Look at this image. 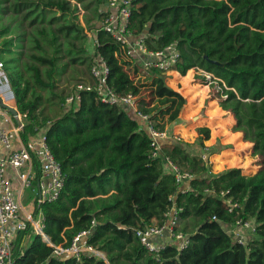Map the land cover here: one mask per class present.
I'll list each match as a JSON object with an SVG mask.
<instances>
[{"label": "trees", "instance_id": "trees-1", "mask_svg": "<svg viewBox=\"0 0 264 264\" xmlns=\"http://www.w3.org/2000/svg\"><path fill=\"white\" fill-rule=\"evenodd\" d=\"M47 5L66 11L65 2ZM98 16L102 19L101 10ZM128 30L144 34L151 51L177 41L181 60L176 71L185 76L190 70L186 79L191 69L212 75L211 80L196 79L210 83L211 98L234 119L231 130L253 144L259 170L251 176L237 168L213 174L203 159L212 154L203 146L210 138L206 127L196 130L195 143L207 151L170 137L159 157L152 158L151 136L139 118L128 107L101 103L93 92L80 93L79 103L70 107H64L69 94L56 95L62 113L50 120L40 110V96L6 60L15 105L27 116L23 137L48 125L46 143L64 176L58 200L40 206L47 241L26 225L15 243V264H264V0H135ZM96 41V53L109 70L106 84L115 95L136 96L138 111L149 116L156 131L177 120L186 100L166 86L165 76L153 71L145 83L134 80L113 38L98 30ZM38 61L49 71L44 81L34 68V86L52 90L57 57ZM134 70L139 72L137 66ZM165 158L193 176L184 183L187 189L164 172ZM223 164L216 159L217 167ZM228 201L238 206L230 213ZM173 204L181 210L178 229L189 235V244L182 251L165 246L156 258L140 244L136 231L161 224ZM236 219L255 227L243 244L229 232ZM83 231H89L85 243L102 257L52 256L48 244L68 246Z\"/></svg>", "mask_w": 264, "mask_h": 264}, {"label": "built area", "instance_id": "built-area-1", "mask_svg": "<svg viewBox=\"0 0 264 264\" xmlns=\"http://www.w3.org/2000/svg\"><path fill=\"white\" fill-rule=\"evenodd\" d=\"M134 1L108 0L98 30L109 34L118 44L125 58L130 62L140 64L144 74L156 71L167 75L176 69L181 60L177 43H171L159 51L147 50L144 39L141 36L135 37L128 30ZM94 43L97 44L96 39ZM108 73L105 62L95 53L89 72L90 82L77 83L65 98L64 107L76 106L80 101V93L93 92L103 104L122 105L136 109L137 97L131 94L118 97L107 86ZM205 76L207 80L211 79L208 74ZM0 99L3 102L14 103L15 101L1 59ZM11 109L14 112L12 118L16 120L17 125L12 130L0 126V264H15L13 259L15 243L17 236L26 225L30 226L32 234L40 236L44 241L47 240L43 232L44 219L40 206L58 200L64 186L61 167L46 143L45 132L48 125L35 130L24 144L21 135L28 124L27 116L19 111L15 103ZM136 114L147 125L153 149L151 157L156 158L159 155L161 142L168 140L170 136L165 131H156L148 115L138 111ZM165 162V168L179 184L192 179V176L180 172L170 161L165 160ZM26 192L31 201L30 207L23 205ZM223 195L221 193V196ZM227 206L229 213L238 207L237 204L229 201ZM177 215L178 210L172 206L165 213V221L162 224L136 231L140 244L156 258L165 246L174 245L178 251H182L189 244V236L176 231ZM254 229L251 221L236 219L234 225L229 228V232L239 243L243 244L246 242V234L252 233ZM88 234L89 231L79 233L68 246L48 244L52 248V256L56 258L69 256L76 260H80L85 255L102 257L99 251L81 241Z\"/></svg>", "mask_w": 264, "mask_h": 264}, {"label": "rangeland", "instance_id": "rangeland-1", "mask_svg": "<svg viewBox=\"0 0 264 264\" xmlns=\"http://www.w3.org/2000/svg\"><path fill=\"white\" fill-rule=\"evenodd\" d=\"M64 2L66 3L64 13L47 5L48 3L64 4ZM100 10L105 11L104 5L98 0H0V48L4 50L1 53V60L3 63L10 60L12 62L10 66L21 72L34 92L40 96V110L50 120H54L62 113L61 102L56 95L61 94L65 98L77 83L90 82L88 67L90 61L88 60H92L95 46L92 37L88 35L94 34L98 22L101 21L98 16ZM5 43H7L6 47ZM52 56L57 57L53 89L35 88L34 68L39 69L44 81H47L46 74L49 71L47 66L39 64L38 58ZM122 61L127 69L132 68L127 59L123 58ZM197 76L199 75L194 76L195 83L200 85L202 82L196 79ZM139 81L145 83L144 80ZM165 82L166 86L173 87L168 80ZM10 103L12 102L7 101L5 105L10 108ZM193 105L195 104L186 105L185 108H193ZM207 106L206 102L202 107L203 111L199 113V118L206 117V114L209 115ZM7 113L12 115L10 112ZM205 123L211 129L216 125L213 118ZM190 144H193L198 152L207 151L199 147L195 141ZM212 145L210 148L212 154H206V157L210 164V171L216 174L218 168L216 165L214 167L211 162H216L219 158L217 155L229 147L222 143L221 138L215 139ZM203 146L205 147L204 143ZM209 156L211 161H209ZM23 205L31 206L27 192L23 197Z\"/></svg>", "mask_w": 264, "mask_h": 264}, {"label": "crops", "instance_id": "crops-1", "mask_svg": "<svg viewBox=\"0 0 264 264\" xmlns=\"http://www.w3.org/2000/svg\"><path fill=\"white\" fill-rule=\"evenodd\" d=\"M105 6H106V3L104 4V9H105ZM102 14H103V11H102ZM98 29H99V22L95 28L94 34L92 36L88 35L89 37H92L93 42H95L96 32ZM134 36L135 37L141 36L144 39V34L143 35L142 34L134 35ZM174 42L177 43V48H178V42L173 41L172 43H174ZM94 46L96 48L97 44L94 43ZM146 48H147V46H146ZM119 49H120V47H119ZM147 50H149V49L147 48ZM149 51H151V50H149ZM178 51H179V48H178ZM95 53H96V49L94 50V54ZM179 53H180V51H179ZM119 54H120L119 60H121V62H123L122 59L123 58L126 59V58H125L124 54L122 53L121 49H120ZM92 61H93V58H92ZM128 62L132 65V68H130L131 69V75H132V78L136 81L144 80V82H146L147 81L146 78L149 76V74L151 72H153V71H151L149 74H144L142 71V68L140 67L141 66L140 64L133 63L130 61H128ZM134 66L138 67L139 72L134 73V71H135ZM132 70H133V72H132ZM197 71H199V73H197ZM187 73L185 76H181L175 69L173 72H171L167 75H163V76H165V80H168L170 85H173L174 88L171 86V89L173 91L179 93L186 100V104L184 105L183 110L181 111L177 120L170 123V124H166L165 129L163 131H165L170 137L172 136L171 138L173 140H177L176 138H178V140L183 139V141L186 143H193L197 138L196 130L198 128L206 127L210 131V138L207 141L203 142L205 144V148L206 147H207V149L211 148L213 146L212 144H213L214 140L217 138H221L222 143L229 147L227 150L222 151L221 153H219V155H217V157H220L222 160H225V164L221 165L220 167L216 166V168H218L216 173H219L220 171H223L225 169L237 168V169L241 170L243 175H246V176L254 175L259 170V166L257 165L258 157H256V156L253 157L251 155L253 144L249 143V142H244L243 138H242V134L240 132H233L231 130L233 125H234V119L230 113L223 111L219 107L217 100L212 99L211 97L209 98V92H210L209 84L210 83H208V84L202 83L200 85L195 83V79H194L195 74L205 76V75H207V73H205L199 69H193L191 71V77L186 79ZM208 75L210 76V78H212V75H210V74H208ZM89 79H90V77H89ZM184 79H186V80H184ZM172 83H174V84H172ZM180 89H182V90H180ZM206 102L208 104L207 111L209 112V115L206 114V117L199 118V113L203 111L202 107L204 106V104ZM3 103L5 104V102H3ZM14 103L13 102L10 103V108H11V106H13ZM189 104H195V105L192 106L193 108H185V106L186 105L188 106ZM120 106H122V105H120ZM124 107H128V106H124ZM129 110H130V112L132 111L136 115L137 118H139L138 115L136 114V112L138 111V103H137L136 109L135 108H129ZM7 112L8 111H6V110L4 111V110L0 109V113H1V115H0V126L3 127L4 129L12 130V128H14L17 125V123H16V120L14 118H12V115L8 114ZM222 117L223 118L225 117V118L223 119ZM148 118H149V116H148ZM210 118H213V121L216 124L215 127L212 129L209 126H207L205 123V122H208ZM13 119H14V121H13ZM138 121L142 125H144V127L148 131L146 123L141 118H139ZM184 135L186 137H183ZM23 136H24V133L21 135V139H22L23 143L26 144L28 141V138L30 136L29 135H25V137H23ZM174 137H176V138H174ZM166 141L167 140L162 141L160 145L164 144ZM208 141H209V143H208ZM203 157H205V158H203L204 160H207L206 155H203ZM208 158H209V161H211L210 156ZM165 160L170 161L167 158L164 159V162H163L164 163V172L166 174L172 175L165 168V163H166ZM211 163L215 167L216 162H211ZM177 168L179 169V167H177ZM180 172L187 173V172H183L181 170H180ZM187 174H189V173H187ZM189 175L192 176L191 174H189ZM192 178H193V176H192ZM185 182L186 181L181 182V184H180L181 190L187 189V187H184ZM172 206H174L176 208V206L174 204ZM176 209L178 210V214H179L181 210L179 208H176ZM164 221H165V216H164L163 222ZM152 225H160V224L155 222L149 226H152ZM146 227H148V226H146ZM146 227H144V228H146ZM144 228L137 229V231L143 230ZM178 228H179V221H178V215H177L176 231L184 234L183 232L179 231ZM249 234L250 233L246 234V240L248 238L252 237V234H250V235ZM185 235H188V234H185ZM81 241H83V243H85L84 238H82ZM27 244H28V242L25 243V245H27Z\"/></svg>", "mask_w": 264, "mask_h": 264}, {"label": "water", "instance_id": "water-1", "mask_svg": "<svg viewBox=\"0 0 264 264\" xmlns=\"http://www.w3.org/2000/svg\"><path fill=\"white\" fill-rule=\"evenodd\" d=\"M204 59H205L207 62H209V63H213V64H215V65H221V66H222V64H219V63L214 62V61H210L206 56H204ZM0 108L6 109V110H7L8 112H10L11 114H14V112L12 111V109H11V108H8V107L3 103L2 100H0Z\"/></svg>", "mask_w": 264, "mask_h": 264}]
</instances>
